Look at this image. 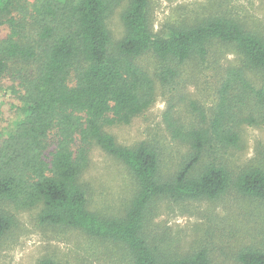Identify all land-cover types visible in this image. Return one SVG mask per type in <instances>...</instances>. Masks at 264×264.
Wrapping results in <instances>:
<instances>
[{"label":"trees","instance_id":"trees-1","mask_svg":"<svg viewBox=\"0 0 264 264\" xmlns=\"http://www.w3.org/2000/svg\"><path fill=\"white\" fill-rule=\"evenodd\" d=\"M120 2L0 0V25L9 28L0 40V78L13 81L11 91L20 100L15 118L0 133V241L17 225L14 211L37 210L43 225L118 243L130 264H212L206 249L178 257L162 253L146 229L162 198L217 199L235 191L264 201V164L233 170L210 161L198 167L212 149L238 148L242 124H264V85L250 77L251 71L264 73V37L224 15L155 32L150 0H127L123 34L115 39L108 18ZM214 43L231 46L239 64L225 69L212 117L192 103L204 125L184 129L167 118L173 138L190 150L164 179L154 145L120 144L108 127L145 113L156 100L157 81H176L181 67L190 60L203 63ZM149 55L157 63L155 73L142 62ZM93 146L121 160L136 181L120 216L88 206L82 176ZM237 258L240 264H264V249L249 246ZM37 264L64 263L42 258Z\"/></svg>","mask_w":264,"mask_h":264},{"label":"rangeland","instance_id":"rangeland-1","mask_svg":"<svg viewBox=\"0 0 264 264\" xmlns=\"http://www.w3.org/2000/svg\"><path fill=\"white\" fill-rule=\"evenodd\" d=\"M122 1L108 18L115 39L123 34L121 13L127 0ZM149 14L155 32H162L169 25H192L206 17L224 15L264 37V0H150ZM8 33V26L0 25V40ZM142 62L152 73L156 72L153 57L146 56ZM233 64L239 61L231 46L212 44L203 63L186 62L177 80L169 85L157 81L156 100L145 113L129 124L108 130L126 146L142 141L154 145L160 152L161 177H171L190 146L173 138L167 118L184 129L201 126L204 122L192 109V103L212 117L218 103V84L227 66ZM250 77L264 85V73L251 71ZM11 85L14 83L8 77L0 78V133L15 118L20 103ZM239 132L238 148L210 149L198 167L210 161L226 163L233 170L264 164V124L244 123ZM53 148L54 145L50 147ZM82 180L88 191L89 208L104 216L124 214L136 191V181L128 167L99 146L92 147ZM152 212L147 235L170 257L206 249L212 264H240L237 256L242 249H264V201L245 198L235 191L217 199L175 202L162 198ZM14 214L17 225L0 241V264H37L42 258L64 264H130L127 251L118 243L93 238L80 229L43 225L38 221L37 210H16Z\"/></svg>","mask_w":264,"mask_h":264}]
</instances>
